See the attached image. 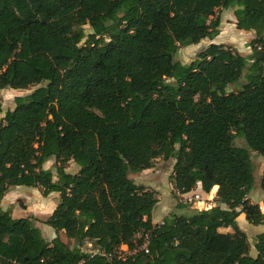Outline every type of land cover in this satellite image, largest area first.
Segmentation results:
<instances>
[{
  "label": "trees",
  "instance_id": "obj_1",
  "mask_svg": "<svg viewBox=\"0 0 264 264\" xmlns=\"http://www.w3.org/2000/svg\"><path fill=\"white\" fill-rule=\"evenodd\" d=\"M218 9L254 33L250 53L210 43L176 61L180 46L220 33ZM242 73V89L229 91ZM36 84L0 118V199L20 185L57 192L43 220L56 235L47 240L33 218L0 207V264H264V232L252 256L236 221L244 213L264 223L248 198L250 152L264 155V0H0V90ZM157 157L174 159L178 194L218 186L217 205L153 223L156 193L130 174ZM52 158L54 170L45 168ZM140 231L148 253L114 256L138 246Z\"/></svg>",
  "mask_w": 264,
  "mask_h": 264
},
{
  "label": "rangeland",
  "instance_id": "obj_2",
  "mask_svg": "<svg viewBox=\"0 0 264 264\" xmlns=\"http://www.w3.org/2000/svg\"><path fill=\"white\" fill-rule=\"evenodd\" d=\"M216 15L220 16V19H223L222 22V29L220 34L217 37L214 38H204L197 44H190L186 46H180L178 49V52L176 53L174 59L182 64H188L192 62L196 57L199 51L204 49L208 44L210 43H223L227 46L232 47L234 50H239L242 52V50L250 49L248 47V39L249 34L251 37L254 36V33H249L245 30H240L235 27V25H230L229 19H231L232 9H218L216 12ZM84 31L86 34H89L91 32L89 25L83 26ZM220 28V26H219ZM233 45L235 47H233ZM238 51V52H239ZM241 52H239L241 54ZM245 82L244 73H242L240 79L233 84H230L228 86L229 91L237 92L240 89H242V85ZM41 84L36 85H30L27 89H12V88H4L0 90V101L2 104V110L3 112L0 114V118L3 116L4 112L7 109H11L14 107V97L15 96H23L31 91H33L35 88L40 86ZM235 143L237 145H242L246 147V142L243 138H236ZM242 143V144H241ZM255 156H263L261 154L253 153L252 160ZM264 159V157H262ZM54 159H50L44 163L45 168H52L54 170ZM174 164V159H164L162 157H157L154 162L153 166L149 168V170L145 173L136 172L131 173L130 178L134 180L136 184H142L145 188L151 187V188H157V189H163V198L162 203L165 202V198L167 199L168 196L174 195L173 199L170 200L169 204H180L178 202V195H176V192L171 189V174H172V168ZM255 164V163H254ZM256 166V172L253 170L254 174V186L252 190L250 191V197L252 201H257L259 199L261 191H264L260 187V179H261V171H258L259 165L255 164ZM254 166V167H255ZM66 171L75 173L78 171V166L73 162L69 161L66 165ZM173 185V184H172ZM258 191V196L256 197L255 191ZM212 194V192L210 191ZM59 202V194L57 192H52L47 196H43L41 194V191L39 188L34 187H27V186H16L8 194L6 195L5 199L2 200L0 206H2V209H7L8 205L11 203L9 207L14 208L13 209V218H20V217H30L33 218L34 224L38 225L40 228H45L43 220H45L49 214L52 212L54 207ZM169 202V200H166V203ZM185 207H177L174 208V213L177 215H185L188 216L191 214L192 210L199 209L203 210L202 205L200 203H193V204H186ZM208 208V203L206 202L205 209ZM264 208V206H263ZM261 208L260 210L263 211L264 209ZM240 224H244V220L240 218ZM248 224L246 226V231L249 236L251 233L250 228L255 227V225L250 224L248 221H246ZM238 225V223H237ZM252 226V227H251ZM239 227V225H238ZM48 232L52 234L55 232L51 227H47ZM243 231V230H242ZM46 239H48L47 233L44 234ZM43 235V236H44ZM61 240L66 242L69 247L74 246V240L71 238H67L63 231H60L58 233ZM248 242L252 243V240L247 239ZM249 243V244H250ZM80 248L84 251L91 252L92 246L88 241H84Z\"/></svg>",
  "mask_w": 264,
  "mask_h": 264
},
{
  "label": "crops",
  "instance_id": "obj_3",
  "mask_svg": "<svg viewBox=\"0 0 264 264\" xmlns=\"http://www.w3.org/2000/svg\"><path fill=\"white\" fill-rule=\"evenodd\" d=\"M221 21H220V32H221V29H222V22H223V19H220ZM229 22H231V23H229L231 26L232 25H235V17H234V15H231V19H229ZM249 33H253L252 31H248ZM220 34V33H219ZM218 34V35H219ZM218 35H216L215 37H217ZM254 37V36H253ZM253 37H251V35L249 34V39H248V41H250ZM223 44V43H222ZM233 47H235L234 45H233ZM249 47V46H248ZM236 48V47H235ZM237 49V48H236ZM239 51V50H238ZM239 52H241V51H239ZM250 53V49H245V50H242V52H241V55H247V54H249ZM234 143H235V140H234ZM236 144V143H235ZM242 144V143H241ZM237 145V144H236ZM237 146H239V145H237ZM240 146H242V145H240ZM251 153V159H252V155H253V153H256V152H254V151H251L250 152ZM262 157H264V155L263 156H255L254 158H253V163H255V164H258L259 165V169H258V171H263V169H264V159L262 158ZM255 164H254V166H255ZM149 169H145V170H143V171H141V173H145V172H147ZM254 172H256V166L254 167ZM262 174V173H261ZM262 176V175H261ZM147 188L148 189H150V190H153V191H155V193H156V197L158 198V202L156 203V205H155V207H154V209H153V212H152V222L153 223H159L160 221H162V219L167 215V214H169L170 212H174V208H175V206H177L176 204H175V206H174V204H169L170 203V200L171 199H173V196L174 195H170V196H168L167 197V199L165 198V202H161L162 201V199H164L163 198V189H157V188H151V187H148L147 186ZM217 188H218V186H216V190L214 191V192H212V194L210 193V192H203V191H201V189H200V187H196L195 188V191L196 192H198L200 195H202L204 198H206V200H207V203H208V208H210V207H213V206H215V205H217V202L215 201V195H216V191H217ZM171 189H173V185L171 184ZM174 190V189H173ZM175 191V190H174ZM211 191V190H210ZM10 192V191H9ZM176 192V191H175ZM8 193H6L1 199H0V204H1V202H2V200H4L5 199V197H6V195H7ZM255 194H256V197L259 195L258 194V191H257V189H256V191H255ZM176 195H178V193L176 192ZM248 198H249V200L251 201V202H253V203H257L258 205H259V207H260V209L261 208H263V206H264V191H261V193H260V196H259V199L257 200V201H252V199H251V197H250V192H249V194H248ZM166 200H169V202H167L166 203ZM11 205V203L8 205V207L7 208H9V206ZM220 206L222 207V208H225L226 206L224 205V204H220ZM0 207H2V206H0ZM174 207V208H173ZM55 208V207H54ZM207 207H206V209H208ZM14 209V208H13ZM13 209H12V214H13ZM264 209V208H263ZM5 210V209H4ZM53 211V210H52ZM51 214V213H50ZM49 214V215H50ZM240 218L241 219H243L245 222H244V224L242 225V224H240ZM236 221H237V223H238V225H239V228L241 229V230H243L245 233H246V236H247V239H249V236H250V239L252 240V243H250V242H248V240H247V242H248V245H249V254L250 255H252V256H254V255H256V250H255V248H254V238H255V236L257 235V234H259V233H263L264 232V223L263 224H259V225H255V227H253V228H250V230H251V233L249 234V236H248V234H247V231H246V226L248 225L247 223H246V218H245V215H244V213H240L238 216H237V218H236ZM40 230H41V232H42V235H44L45 233H47V236H48V239L47 240H51L53 237H55V235H56V233L55 232H53L52 234H50L49 232H48V226L49 225H46V224H44V226H45V228L43 229V228H40L38 225H36ZM50 227V226H49ZM252 227V226H251ZM220 230V232H223V233H232L233 231H232V228L231 227H225V228H220L219 229ZM44 237H46L45 235H44ZM250 243V244H249Z\"/></svg>",
  "mask_w": 264,
  "mask_h": 264
},
{
  "label": "built area",
  "instance_id": "obj_4",
  "mask_svg": "<svg viewBox=\"0 0 264 264\" xmlns=\"http://www.w3.org/2000/svg\"><path fill=\"white\" fill-rule=\"evenodd\" d=\"M178 202L183 204H193V203H200L202 208L205 209L206 205V198L202 197L198 192L192 190L187 193L178 194ZM162 224V221L159 222ZM137 239L140 240V244L135 246L133 249L128 248L127 245L121 244L115 251L114 256L118 259H125L126 257L132 256L137 251H143L144 253H148V244L150 239V234L148 231H140L136 233L135 236ZM92 252V251H91Z\"/></svg>",
  "mask_w": 264,
  "mask_h": 264
}]
</instances>
